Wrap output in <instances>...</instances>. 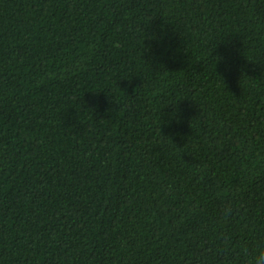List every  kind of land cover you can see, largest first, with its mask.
Listing matches in <instances>:
<instances>
[{
    "label": "trees",
    "instance_id": "trees-1",
    "mask_svg": "<svg viewBox=\"0 0 264 264\" xmlns=\"http://www.w3.org/2000/svg\"><path fill=\"white\" fill-rule=\"evenodd\" d=\"M261 243L264 0H0V264Z\"/></svg>",
    "mask_w": 264,
    "mask_h": 264
},
{
    "label": "clouds",
    "instance_id": "clouds-1",
    "mask_svg": "<svg viewBox=\"0 0 264 264\" xmlns=\"http://www.w3.org/2000/svg\"><path fill=\"white\" fill-rule=\"evenodd\" d=\"M246 264H264V243L258 244L246 260Z\"/></svg>",
    "mask_w": 264,
    "mask_h": 264
}]
</instances>
